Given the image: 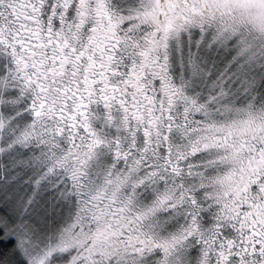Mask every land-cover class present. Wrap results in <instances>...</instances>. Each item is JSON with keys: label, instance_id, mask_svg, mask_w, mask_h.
<instances>
[{"label": "snow or ice", "instance_id": "obj_1", "mask_svg": "<svg viewBox=\"0 0 264 264\" xmlns=\"http://www.w3.org/2000/svg\"><path fill=\"white\" fill-rule=\"evenodd\" d=\"M0 264H264V0H0Z\"/></svg>", "mask_w": 264, "mask_h": 264}]
</instances>
